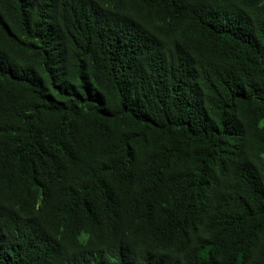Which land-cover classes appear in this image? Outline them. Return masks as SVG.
I'll return each instance as SVG.
<instances>
[{
    "label": "trees",
    "instance_id": "1",
    "mask_svg": "<svg viewBox=\"0 0 264 264\" xmlns=\"http://www.w3.org/2000/svg\"><path fill=\"white\" fill-rule=\"evenodd\" d=\"M0 264H264V0H0Z\"/></svg>",
    "mask_w": 264,
    "mask_h": 264
}]
</instances>
